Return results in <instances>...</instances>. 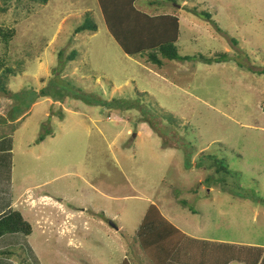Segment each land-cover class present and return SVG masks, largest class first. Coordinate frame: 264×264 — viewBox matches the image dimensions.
I'll return each mask as SVG.
<instances>
[{
    "label": "rangeland",
    "instance_id": "obj_1",
    "mask_svg": "<svg viewBox=\"0 0 264 264\" xmlns=\"http://www.w3.org/2000/svg\"><path fill=\"white\" fill-rule=\"evenodd\" d=\"M136 8L177 17L178 54L197 60L124 55L94 0H0L8 91H39L54 68L70 81L63 103L52 91L14 128L1 118L18 101L0 98V190L31 227L0 239V263L151 264L135 237L150 205L185 235L169 264H198L213 243L247 247L229 264L264 253V0ZM86 20L96 32L75 33ZM215 162L224 173L205 184Z\"/></svg>",
    "mask_w": 264,
    "mask_h": 264
},
{
    "label": "trees",
    "instance_id": "obj_2",
    "mask_svg": "<svg viewBox=\"0 0 264 264\" xmlns=\"http://www.w3.org/2000/svg\"><path fill=\"white\" fill-rule=\"evenodd\" d=\"M38 1L41 4H46L48 0ZM94 1L97 3L109 36L124 55L131 57L140 56L145 59L146 63L155 66L157 69L163 68L166 62L197 60L195 57H180L178 54L176 42L180 32L177 17L167 14L148 15L136 8V0ZM164 2L176 3V0H164ZM149 4L156 5L153 2ZM201 14L203 15L200 16L204 17L205 21L211 22V17L208 13ZM96 30V25L86 20L75 29V33L85 31L95 33ZM14 34L15 31L13 29L10 30L0 27V40L4 48L11 38H13ZM4 51L3 54L5 53ZM60 55L61 53H59L58 56ZM217 55H219L216 57L218 59L214 61L202 56H200L198 60L202 61L204 64H210L211 62L218 63L225 57L224 54ZM1 56L2 55H0V68H2L3 65V56ZM75 57L76 52L72 50L66 57V61L71 62ZM57 71V68L52 70L53 76L50 78L49 84L41 90L34 91L30 89V91H20L19 93L13 94L10 93L5 86L6 74H10L12 71L9 68L2 69V73L0 74V98L10 97L12 100H16L19 103L13 108L11 116H9L8 119L1 118L2 123L13 128L16 127L17 124H19V121H17L19 117L16 116L21 111L25 110L27 114L30 107L37 99L49 98L55 91L56 94L51 96L52 100L54 102L63 103L66 97V88L69 87L70 81L61 79L57 75ZM56 76L57 78H55ZM54 80L56 86H52ZM58 81H61V84ZM23 113L24 112H22V114ZM196 165L200 166L199 164ZM216 165L217 163L215 162V168H211V173L207 175L204 180L205 184L211 183V174L219 175L224 173L221 169L216 168ZM209 167L210 166H206V168ZM226 171L228 170H225V172ZM19 233L24 236H29L31 234V227L27 221L23 220L20 212L11 210L7 215L0 218V238L4 235ZM135 237L140 249L151 264H169L172 261H178V257H180V261H182V254H185L184 250H182V253L181 251L179 252V240L185 237V235L166 222L163 217L159 215L158 209L153 205H150L141 220ZM246 248L240 249L230 245L213 243L211 247L206 249L203 255L204 262L199 261L198 264H229L231 261H242L243 256H239L238 253L243 252L244 254V249ZM258 249L264 250L262 247ZM4 253V251H1L0 255L4 256ZM250 263L264 264V253L261 254V251H259L258 255H253L252 259L250 258ZM120 264L130 263L127 259H123Z\"/></svg>",
    "mask_w": 264,
    "mask_h": 264
},
{
    "label": "crops",
    "instance_id": "obj_3",
    "mask_svg": "<svg viewBox=\"0 0 264 264\" xmlns=\"http://www.w3.org/2000/svg\"><path fill=\"white\" fill-rule=\"evenodd\" d=\"M0 218L7 215L10 211H11V203L9 202V197L7 195L4 196V193L2 192V190H0ZM5 199V200H3ZM32 200V198L29 199V201ZM33 201V200H32ZM8 209V213H5ZM6 236V235H4ZM3 236V237H4ZM1 237V238H3ZM0 238V239H1ZM1 251V250H0ZM2 264V263H0Z\"/></svg>",
    "mask_w": 264,
    "mask_h": 264
}]
</instances>
